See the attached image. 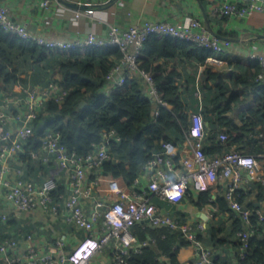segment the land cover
I'll list each match as a JSON object with an SVG mask.
<instances>
[{"label":"built area","instance_id":"1","mask_svg":"<svg viewBox=\"0 0 264 264\" xmlns=\"http://www.w3.org/2000/svg\"><path fill=\"white\" fill-rule=\"evenodd\" d=\"M51 1L57 0H43L42 5L48 7ZM254 13L264 14V0H221L210 11L212 16L222 18H245ZM80 15L94 17L95 10L89 7L76 13L77 17ZM0 26L54 53L118 49L121 59L106 76L109 88L105 93L119 91L135 73L154 104L153 121L159 116L160 107L167 106L158 95L152 74L139 68L148 37H173L214 53L225 52L231 46L230 41L213 36L197 17H187L181 27L167 21H148L128 28L108 24L105 38L90 32L83 41L68 43L34 35L1 4ZM250 59L259 63L261 71L257 77L263 80L264 54L252 53ZM207 60L213 65L220 64L213 56ZM69 92L59 80H50L46 85H19V94L15 95L0 90V264H93L94 257L105 249H110L109 264H130L132 254L141 253L148 245L147 241H139L133 227L147 220L152 228L179 231L186 242L199 248L194 264H224L216 263L214 252L204 249L197 239L199 232L205 230L203 223L193 225L160 214L151 200L156 197L178 204L190 189L201 193L216 186L221 187V197L228 210L241 222V229L235 235L236 264L239 257L245 258L250 251L251 238L264 239V210L248 206L243 199L240 201L246 176L264 185V176L260 174L264 156L260 160L235 148L207 155L208 135L199 92L196 96L200 105L190 117L186 140L180 146L163 139L157 141L158 149L151 151L150 159L130 185L103 170L105 163L115 160L111 143L121 140L114 129L103 130L100 142L84 155L69 150L61 142L60 132L52 129L37 139L40 144L37 149L29 147L35 120L47 103L52 100L62 104ZM218 139L225 142L227 136L220 133ZM25 155L31 160L28 163L23 160ZM33 163L44 168L35 172L31 170ZM12 221L50 226L52 243L23 247V243L35 241L40 234L9 230ZM64 225L75 229L73 244L68 245L60 234Z\"/></svg>","mask_w":264,"mask_h":264},{"label":"trees","instance_id":"2","mask_svg":"<svg viewBox=\"0 0 264 264\" xmlns=\"http://www.w3.org/2000/svg\"><path fill=\"white\" fill-rule=\"evenodd\" d=\"M52 54L55 53L24 41L0 26V90L15 95L19 94V85H46L50 80L40 79L37 69L40 63L49 61ZM70 54L69 60L58 66L64 77L62 85L70 89L69 95L62 104L52 100L47 103L35 120L29 147L37 149L40 145L37 139L47 129H52L60 132L61 142L69 150L84 155L92 150L93 144L100 142L103 130L114 129L121 140L111 143L115 160L105 163L103 170L121 178L128 185L134 182L141 167L148 162L151 151L158 149L157 141L163 139L180 146L186 140L190 117L200 105L197 92L200 91L202 95L203 117L210 122L214 113L220 118L223 113L234 110L231 104L237 106L241 102L233 93L226 96L229 92L227 82L215 67H204L198 80L196 71L182 73L181 59L202 66L214 52L173 37H148L139 59V68L152 74L158 95L167 106L160 107L159 116L154 121V104L137 77L127 79L118 92H104L106 76L114 63L121 59L118 49L92 48L84 53ZM112 56L114 61L109 59ZM252 67V84L264 101V79L257 77L261 67L254 61ZM27 70L33 73L31 78ZM82 102L85 104L82 105ZM220 120L226 123L221 133L226 134L227 139L225 142L219 141L218 137L208 139L205 147L207 155H217L235 148L240 153L263 159L264 102L258 110L249 109L241 114V126L231 120ZM23 160L25 163L31 161L27 155L23 156ZM43 168L33 163L31 170L37 172ZM260 174L264 176V169ZM263 186L259 185V190ZM243 197L242 192L240 201ZM197 202L208 204L218 212H229L224 198L214 197L211 190L201 192ZM11 224L14 226L16 222L12 221ZM140 227L135 225L133 232L139 241H147L148 245L141 253L132 254L130 264H165L160 259L162 257L166 258L168 264H181L196 253L194 246L186 242L179 231L150 226L142 230ZM240 229L241 222L234 218V234ZM220 231L218 228L211 229L212 246L220 247L223 244L217 237ZM234 246L237 250L236 237ZM249 247L246 257H239V264H264V239L251 238ZM215 257L216 263L228 264L223 258ZM187 264L193 263L189 261Z\"/></svg>","mask_w":264,"mask_h":264},{"label":"crops","instance_id":"3","mask_svg":"<svg viewBox=\"0 0 264 264\" xmlns=\"http://www.w3.org/2000/svg\"><path fill=\"white\" fill-rule=\"evenodd\" d=\"M42 2L43 0H0V5L6 6L12 18L23 23L34 35L47 40L68 43L81 42L90 32H94L99 38H105L108 24L128 28L148 21H167L181 27L187 17H197L203 21L204 9L214 31L233 41H230L231 46L227 51L213 54L220 64L213 65L206 60L204 65L198 66L193 61L181 59L180 70L182 73L188 74L196 71V80L204 67H215L222 72L229 89L226 96L233 93L241 102L237 106L231 104L234 110L223 113L220 118L231 120L238 126L243 124L241 121L243 112L249 109L258 110L259 105L264 102L252 84L254 69L253 61L250 59L252 53L264 54V14L254 13L245 18L212 16L210 14L212 6L221 0H57L51 1L48 7H44ZM89 7L95 10L94 17L76 16L77 12L84 11ZM70 55L67 53L52 54L49 61L39 64L37 75L45 81H63L64 77L58 66L69 60ZM109 59L114 61L113 56ZM27 71L31 78L33 73ZM134 77L137 75L132 73L129 79H134ZM108 88L105 86L104 92ZM221 105L224 106V102ZM220 118L216 113H214L211 122L204 117L208 139L218 137L219 133L225 130L226 123ZM208 143L209 140L207 145ZM246 179V183L243 184V200L248 206H259L264 210V186L259 190L261 184L256 181V178L246 176ZM144 184L141 182V185ZM211 191L214 197H221L220 186L213 187ZM199 195L200 193L195 189H190L185 199L178 204H170L156 197H151V200L158 207L160 214L171 215L182 222H192L193 225L203 223L205 230L199 232L197 236L203 248L211 250L214 252V256L223 258L228 264H236L237 250L234 246V218L236 216L231 211L218 212L208 204H198ZM136 225H140L142 230L145 226H150L148 223H137ZM59 228L57 225L58 231ZM212 228L221 229L217 235L218 239L223 241L220 247L212 246V236L210 235ZM61 229L65 230V232L60 231V234L68 242V245L73 244L75 242L74 227L64 225ZM9 230L18 233L38 232L40 234L35 241L23 243V247L29 244L52 243L50 242V226H45L42 223L27 225L20 221L16 222L14 226L11 224ZM194 248L196 253L186 258L181 264H187L189 261L194 264L200 250L195 246ZM109 253L110 249H105L96 255L93 264H109ZM160 259L163 263L168 264L165 257Z\"/></svg>","mask_w":264,"mask_h":264},{"label":"water","instance_id":"4","mask_svg":"<svg viewBox=\"0 0 264 264\" xmlns=\"http://www.w3.org/2000/svg\"><path fill=\"white\" fill-rule=\"evenodd\" d=\"M203 15H204V25L206 26L207 30L215 37H217L218 39L220 40H228V41H233L232 39H228V38H225L223 36H221L218 32L214 31V29H212V27L210 26L209 24V21H208V17H207V14L206 12L204 11L203 9ZM82 105L85 104V103H81ZM138 223H149V221H141V222H138Z\"/></svg>","mask_w":264,"mask_h":264}]
</instances>
